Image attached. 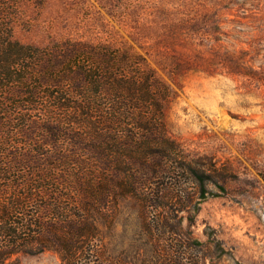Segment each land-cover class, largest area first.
<instances>
[{
  "label": "trees",
  "instance_id": "trees-1",
  "mask_svg": "<svg viewBox=\"0 0 264 264\" xmlns=\"http://www.w3.org/2000/svg\"><path fill=\"white\" fill-rule=\"evenodd\" d=\"M31 3L43 0H0V264L44 250L60 264H255L210 225L194 233L232 173L170 135V87L104 41L21 40ZM119 215L137 218L134 260L104 241L101 223Z\"/></svg>",
  "mask_w": 264,
  "mask_h": 264
},
{
  "label": "rangeland",
  "instance_id": "rangeland-1",
  "mask_svg": "<svg viewBox=\"0 0 264 264\" xmlns=\"http://www.w3.org/2000/svg\"><path fill=\"white\" fill-rule=\"evenodd\" d=\"M26 13L21 40L71 36L144 58L172 91L170 135L232 173L226 192L200 204L195 235L206 239L210 225L238 260L264 262V0H43ZM125 218L101 228L109 253L134 260L137 218ZM11 259L60 264L53 250Z\"/></svg>",
  "mask_w": 264,
  "mask_h": 264
}]
</instances>
